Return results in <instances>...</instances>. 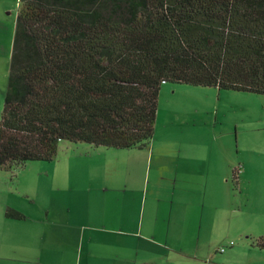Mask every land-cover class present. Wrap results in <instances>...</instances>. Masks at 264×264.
<instances>
[{
	"label": "trees",
	"instance_id": "obj_1",
	"mask_svg": "<svg viewBox=\"0 0 264 264\" xmlns=\"http://www.w3.org/2000/svg\"><path fill=\"white\" fill-rule=\"evenodd\" d=\"M163 82L264 94V0H19L0 169L147 146Z\"/></svg>",
	"mask_w": 264,
	"mask_h": 264
},
{
	"label": "rangeland",
	"instance_id": "obj_2",
	"mask_svg": "<svg viewBox=\"0 0 264 264\" xmlns=\"http://www.w3.org/2000/svg\"><path fill=\"white\" fill-rule=\"evenodd\" d=\"M18 5L19 0H0V118ZM168 140L177 141V152H165L163 161L183 165L192 175L193 171L200 173L206 158L218 157V151L234 167L228 187L233 189V197H237L238 213L228 212L218 224L223 226L220 230L201 237L211 242L214 252L225 248L224 252H215L224 258V264H264V248L259 244L264 237V94L261 93L163 82L154 135L148 146L130 150L62 140L51 161L32 160L0 169V197H71L79 189L96 190L102 185L149 197L158 162L156 148ZM104 148L111 150L100 153ZM105 162L118 169L114 187L113 181L103 174ZM136 162L141 165L137 181L132 183L129 169ZM240 166L237 181L235 168ZM94 180L98 181L93 183ZM195 187L193 183L192 190ZM228 200L223 195L224 208Z\"/></svg>",
	"mask_w": 264,
	"mask_h": 264
},
{
	"label": "crops",
	"instance_id": "obj_3",
	"mask_svg": "<svg viewBox=\"0 0 264 264\" xmlns=\"http://www.w3.org/2000/svg\"><path fill=\"white\" fill-rule=\"evenodd\" d=\"M176 143L168 140L156 148L149 197L114 187L118 169L110 162L103 174L113 181L111 189L89 187L71 197H0V264H224L215 253L224 247L214 252L201 235L215 234L222 217L238 213L228 187L234 167L218 151L192 175L183 165L163 161L165 152H177ZM140 165L130 166L132 183ZM223 195L229 198L225 208ZM7 207L24 217H6Z\"/></svg>",
	"mask_w": 264,
	"mask_h": 264
},
{
	"label": "built area",
	"instance_id": "obj_4",
	"mask_svg": "<svg viewBox=\"0 0 264 264\" xmlns=\"http://www.w3.org/2000/svg\"><path fill=\"white\" fill-rule=\"evenodd\" d=\"M238 169H240V167H238ZM230 244H233V242L231 241ZM225 248H221V251H224Z\"/></svg>",
	"mask_w": 264,
	"mask_h": 264
}]
</instances>
